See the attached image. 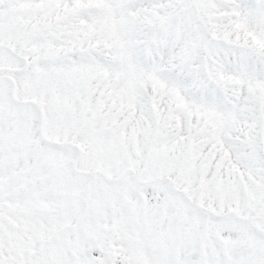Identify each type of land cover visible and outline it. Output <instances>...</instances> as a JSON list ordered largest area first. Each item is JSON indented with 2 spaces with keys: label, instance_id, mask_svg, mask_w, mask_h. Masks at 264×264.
I'll use <instances>...</instances> for the list:
<instances>
[{
  "label": "snow or ice",
  "instance_id": "6c2138e0",
  "mask_svg": "<svg viewBox=\"0 0 264 264\" xmlns=\"http://www.w3.org/2000/svg\"><path fill=\"white\" fill-rule=\"evenodd\" d=\"M0 264H264V0H0Z\"/></svg>",
  "mask_w": 264,
  "mask_h": 264
}]
</instances>
